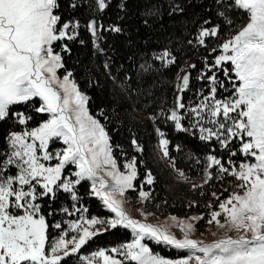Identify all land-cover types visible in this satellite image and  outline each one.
<instances>
[{
	"label": "snow or ice",
	"instance_id": "6c2138e0",
	"mask_svg": "<svg viewBox=\"0 0 264 264\" xmlns=\"http://www.w3.org/2000/svg\"><path fill=\"white\" fill-rule=\"evenodd\" d=\"M0 264H264V0H0Z\"/></svg>",
	"mask_w": 264,
	"mask_h": 264
},
{
	"label": "trees",
	"instance_id": "16d2710c",
	"mask_svg": "<svg viewBox=\"0 0 264 264\" xmlns=\"http://www.w3.org/2000/svg\"><path fill=\"white\" fill-rule=\"evenodd\" d=\"M71 65H72V62L70 61L69 66ZM81 83L83 86V82ZM149 137H151V129L150 128L144 129L142 139L148 143V147L149 149H151L154 141L150 140ZM116 139L118 140V142L126 143V140L123 136H119ZM173 154L175 155V152H173ZM150 164L153 166L154 171L157 172L160 178V181H161L160 184L157 185V187L167 189V193H160V195H162L164 199L168 200V204L167 205L161 204V207L157 209L158 212L184 216L185 214H188V209L186 207L187 200L185 199L186 196L190 199L192 198L198 199L201 201L202 204L206 202L207 200L211 199L209 195H205L203 197L194 195L188 191L187 185L177 184L174 179L175 174L169 172L167 165L157 164L155 161H151V160H150ZM182 166H183V163H182ZM141 171H143L142 168H141ZM165 181H169L171 183V186L169 183H165ZM212 190L223 193V196L225 197L229 194L228 192H225L223 187H221L219 184H217L214 188L209 189V191H212ZM200 210L202 209H198L196 211H200ZM163 254L173 255L174 252L164 251Z\"/></svg>",
	"mask_w": 264,
	"mask_h": 264
},
{
	"label": "rangeland",
	"instance_id": "374dc122",
	"mask_svg": "<svg viewBox=\"0 0 264 264\" xmlns=\"http://www.w3.org/2000/svg\"><path fill=\"white\" fill-rule=\"evenodd\" d=\"M196 182L200 183L199 180H197ZM217 193L220 194V192H217ZM131 195L134 196L135 194L131 193ZM126 207H128V209L130 211H133L132 204H128V205H126ZM150 210L156 212V216L151 218L153 220V222H155L156 220H162L164 218V216L169 214V213L158 212L157 209H155V208H152ZM90 211H91L92 214H104L106 212V210L102 209V206H101L100 202L98 200H96V199H93V201L91 202ZM133 215H136V213L134 211H133ZM201 223H203V222H201ZM200 232H206V229L204 227H201L200 228ZM197 235H199V233H197ZM205 238L206 239H211V236L210 235H206ZM105 239L108 242L118 243V242H121L122 240L131 239V235H130V232H125L124 230H121V232L118 233L117 236H115V237L107 236ZM165 251L174 252V250H165Z\"/></svg>",
	"mask_w": 264,
	"mask_h": 264
}]
</instances>
